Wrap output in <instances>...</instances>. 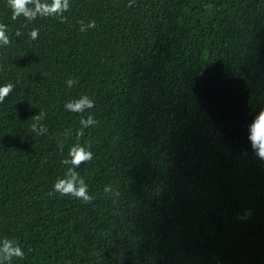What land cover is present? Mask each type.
<instances>
[{
    "label": "trees",
    "instance_id": "16d2710c",
    "mask_svg": "<svg viewBox=\"0 0 264 264\" xmlns=\"http://www.w3.org/2000/svg\"><path fill=\"white\" fill-rule=\"evenodd\" d=\"M129 3L70 0L64 22H28L0 0V87L14 85L0 240L24 251L12 264H264V160L248 139L264 110V0ZM84 95L92 109L65 110ZM88 115L98 123L78 137ZM77 144L93 153L76 169L91 203L49 195Z\"/></svg>",
    "mask_w": 264,
    "mask_h": 264
},
{
    "label": "clouds",
    "instance_id": "9594fccd",
    "mask_svg": "<svg viewBox=\"0 0 264 264\" xmlns=\"http://www.w3.org/2000/svg\"><path fill=\"white\" fill-rule=\"evenodd\" d=\"M134 0H130L129 7L132 6ZM7 5L12 13V19L16 20L23 16L26 21L31 22L36 20L38 17H56L61 22H64L66 17L64 13L70 9V0H51L50 3L41 2V0H7ZM212 7L211 5H205V9ZM80 32H86L88 29L96 27L95 21H89L85 23L80 21ZM8 27L5 24L0 23V47H7L10 45L11 40L7 35ZM23 33L19 30L16 31L17 37ZM30 38L35 40L38 38V30L33 29L30 33ZM78 83L77 80L69 78L66 81L68 87L74 86ZM14 85L11 83L0 87V103H3L5 98L12 92ZM65 110L72 113L83 114L86 110L94 107V101L87 95L81 96L79 99L71 100L65 105ZM46 113L39 111V113L32 117L34 121L31 125V129L37 135H44L47 133V128L40 123ZM98 121L92 116L88 115L86 118L80 120L81 128L77 130V136H83L84 129L93 127ZM70 132H66L64 135L67 137ZM248 139L251 143L252 150L255 152L257 157L264 160V110L254 117L252 123L249 125V136ZM57 147L63 151V143H59ZM93 159V153L87 150L85 147L79 144L74 145L68 152V155L61 163L66 167L64 178L58 179L54 186L53 192L49 195L58 193L60 196H70L72 198L81 199L85 203H91L94 197L88 192V186L84 179L80 177L76 171L81 164L87 163ZM105 194L112 192L110 185L104 189ZM14 258L23 259L24 251L16 241L9 240L7 238L0 240V264H12Z\"/></svg>",
    "mask_w": 264,
    "mask_h": 264
}]
</instances>
